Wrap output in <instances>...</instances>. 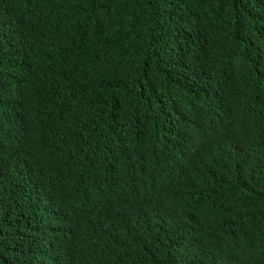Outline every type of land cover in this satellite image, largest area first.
<instances>
[{
	"label": "trees",
	"instance_id": "obj_1",
	"mask_svg": "<svg viewBox=\"0 0 264 264\" xmlns=\"http://www.w3.org/2000/svg\"><path fill=\"white\" fill-rule=\"evenodd\" d=\"M0 264H264V0H0Z\"/></svg>",
	"mask_w": 264,
	"mask_h": 264
}]
</instances>
